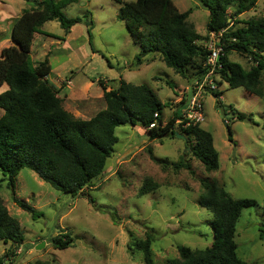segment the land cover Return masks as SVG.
I'll list each match as a JSON object with an SVG mask.
<instances>
[{
    "label": "rangeland",
    "instance_id": "obj_1",
    "mask_svg": "<svg viewBox=\"0 0 264 264\" xmlns=\"http://www.w3.org/2000/svg\"><path fill=\"white\" fill-rule=\"evenodd\" d=\"M28 1L0 0V55L11 42L14 20L24 9L32 8L36 0ZM173 2L180 12L192 9L189 22L199 34L207 36L209 11L196 0ZM120 7L113 0H79L66 7L63 13L70 19L80 18L81 23L68 35L58 21L46 23L42 27L44 34H36L33 40L31 62L37 65L49 56L52 72L48 81L56 86L64 109L77 119L89 120L106 108L100 81L107 84V89H117L123 78L134 85H148L156 92L166 105V123L179 107L178 97L187 103V88L192 81L167 67L159 55L150 54L143 66L136 65L141 47L119 19ZM263 16L264 0H259L255 9L240 16V21ZM230 61L247 71L254 66L250 57L235 52ZM262 88L264 92V74ZM5 89L0 88V93ZM219 92V98L205 97V121L200 124L213 136L219 153L218 171L207 172L191 155L185 138L152 141L139 122L117 128L119 141L103 173L77 196L55 190L29 169L21 170L17 196L40 211L41 216L34 218L13 201L8 181L0 171V194L25 234L24 243L13 247L14 264H145L136 244L145 239L149 229L155 237L151 250L155 264L178 259L181 246L205 250L214 241L210 226L214 216L199 204L200 180L205 178L218 180L234 198L258 202V208L243 211L236 242L243 260L264 264V241L260 239V229H264V94L263 98L250 95L243 88H230L224 81L219 82ZM235 112L244 113L249 121L235 119ZM150 152L167 164L154 162ZM183 158L192 164L194 174L174 169L173 163ZM148 178L158 188L141 196L140 189ZM61 232L72 234L70 248L59 250L52 245L51 240ZM41 244L43 248L38 250ZM10 246L11 243L1 244L0 256Z\"/></svg>",
    "mask_w": 264,
    "mask_h": 264
},
{
    "label": "trees",
    "instance_id": "obj_2",
    "mask_svg": "<svg viewBox=\"0 0 264 264\" xmlns=\"http://www.w3.org/2000/svg\"><path fill=\"white\" fill-rule=\"evenodd\" d=\"M78 1L36 0L32 8L24 9L14 20L11 45L3 48L0 55V88L6 87L0 93V171L8 181L13 201L34 218L41 216V212L19 199L16 193L21 170L29 169L55 190L77 196L103 173L119 141L116 131L120 126L139 122L152 141L183 135L191 155L207 172L220 168L219 153L210 132L200 124L176 127L185 102H181L164 123L166 105L148 85H134L121 78L117 89H107L105 82L100 81L106 108L89 120L77 119L64 109L56 86L48 81L52 72L49 56L35 65L30 54L35 35L44 34L42 27L46 23L58 21L66 35L81 23L80 18L70 19L63 13L66 7ZM113 1L121 5L118 17L125 23L134 43L141 47L136 56L137 66L142 65L148 55H159L167 67L191 82L206 72L207 52L201 41L211 32L226 30L222 38L224 55L220 58L223 68L218 71L221 81L232 89L243 88L250 95L263 98L264 16L240 21V16L255 9L259 0H202L210 9L207 36L199 34L189 22L193 10L180 12L173 0ZM62 40L64 38H59ZM233 52L250 57L254 66L247 71L233 63L230 61ZM213 95L219 98L222 93L217 91ZM217 106H222L219 100ZM234 118L244 121L246 115L235 112ZM154 122L156 128L149 129ZM229 139L232 141V132ZM150 154L154 162L167 164L166 160ZM173 167L194 174L192 164L185 158L173 163ZM200 183L199 204L214 216L210 222L214 241L205 250L193 251L181 246L179 258L168 264H251L239 256L236 236L243 211L258 208V202L234 198L216 179L205 178ZM157 188L158 184L148 178L139 193L143 196ZM260 239L264 241V229H260ZM154 240L149 229L145 239L136 244L145 264H155L151 251ZM24 241L19 221L10 214L0 194V245L11 243L0 256V264H14L13 247L21 246ZM51 243L56 249L64 250L72 246L73 236L70 232H61Z\"/></svg>",
    "mask_w": 264,
    "mask_h": 264
},
{
    "label": "built area",
    "instance_id": "obj_3",
    "mask_svg": "<svg viewBox=\"0 0 264 264\" xmlns=\"http://www.w3.org/2000/svg\"><path fill=\"white\" fill-rule=\"evenodd\" d=\"M233 25L231 23L230 27ZM226 30L220 32H211L208 38L201 41L204 50L207 52L205 61L206 72L199 78L192 81V84L187 89L190 91V96L187 103L181 109L182 118L176 122V127L183 126L187 128L190 125L203 124L205 121L204 101L207 95L219 91V82H221L218 71L223 68L220 63V58L224 55V44L222 38ZM179 104L182 98L177 101ZM158 116L157 114L155 115ZM156 128V122L150 125L149 129Z\"/></svg>",
    "mask_w": 264,
    "mask_h": 264
},
{
    "label": "water",
    "instance_id": "obj_4",
    "mask_svg": "<svg viewBox=\"0 0 264 264\" xmlns=\"http://www.w3.org/2000/svg\"><path fill=\"white\" fill-rule=\"evenodd\" d=\"M196 1H197L198 5L201 6V8H203L204 10H207V11L210 10L209 7L206 6V5L203 3L202 0H196ZM245 120L249 121V119H247V118H246ZM225 127H226V129H227V131H228V134L230 135L232 131H231V128L229 127L227 121L225 122ZM177 137L185 138L183 135H179V134H177ZM232 144H233V146H234V151H235V146H236V144H235L234 141H232ZM42 248H43V244H41V245H39V246L37 247L38 250H40V249H42Z\"/></svg>",
    "mask_w": 264,
    "mask_h": 264
},
{
    "label": "crops",
    "instance_id": "obj_5",
    "mask_svg": "<svg viewBox=\"0 0 264 264\" xmlns=\"http://www.w3.org/2000/svg\"><path fill=\"white\" fill-rule=\"evenodd\" d=\"M8 43V42H7ZM7 45H11V42H9ZM8 47V46H7ZM145 61H146V59H145ZM145 63V62H144ZM144 63L142 64V65H140V66H143L144 65ZM126 82H128L126 79H124ZM128 83H130V82H128ZM106 84V83H105ZM191 84H192V82H191ZM107 85V84H106ZM191 86V85H190ZM190 86H188V87H190ZM176 97H177V95H175ZM180 98L178 97L177 98V100H179Z\"/></svg>",
    "mask_w": 264,
    "mask_h": 264
},
{
    "label": "flooded vegetation",
    "instance_id": "obj_6",
    "mask_svg": "<svg viewBox=\"0 0 264 264\" xmlns=\"http://www.w3.org/2000/svg\"><path fill=\"white\" fill-rule=\"evenodd\" d=\"M230 140V139H229Z\"/></svg>",
    "mask_w": 264,
    "mask_h": 264
}]
</instances>
